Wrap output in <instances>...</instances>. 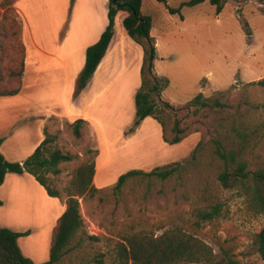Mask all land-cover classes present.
Listing matches in <instances>:
<instances>
[{"label": "rangeland", "instance_id": "rangeland-1", "mask_svg": "<svg viewBox=\"0 0 264 264\" xmlns=\"http://www.w3.org/2000/svg\"><path fill=\"white\" fill-rule=\"evenodd\" d=\"M188 1L142 3L143 13L152 18L151 35L156 41L154 74L169 81L157 99L175 107L165 115L167 136H174L172 128L179 118L187 127L188 137L176 144L167 142L163 126L151 116L131 131L137 119L135 96L142 83V65L140 68V60L134 57L128 59L109 90L91 105L90 113L103 121L107 136L99 138L103 129L97 131L89 122L83 124L80 138L69 121L54 133L58 135L57 145L77 157L62 163V172L51 175L49 181L61 191L62 203L74 169L82 162H96L101 147L107 155L103 170H97L94 176L98 190L80 198L85 229L99 239L86 237L66 264H96L94 257L100 253L105 254L102 264H113L116 241L122 234L145 230L160 235L174 227L210 244L217 254L215 264H229V259L240 264H264L254 243L255 236L264 229V214L250 209L243 188L221 185L218 175L224 170V161L217 155L215 144L219 140L226 148L236 149L248 162L249 171L264 167V0H229L220 14L210 0L195 6L182 5ZM170 8L180 11L173 13ZM8 15L15 26L22 24L17 11H8ZM130 46L127 51L133 55L137 45ZM77 83L74 89L71 87L68 104L82 108L98 94L100 86L98 83L94 88L78 89ZM77 90L83 103L76 101ZM200 93L230 106L206 107L194 115V107L187 106ZM65 98L62 90L58 95L62 106ZM107 138L106 146L98 142ZM174 162L181 165L168 179L135 176L122 189L114 188L120 175L130 170L151 171ZM207 187L224 203V211L216 222L198 225L195 209L211 202L201 198ZM31 192L33 198H25L21 191L16 193L18 207L3 217L39 225L48 212V199L38 189ZM60 211L57 209L52 219ZM47 235L39 239L35 231L20 241L25 254L36 262L49 259Z\"/></svg>", "mask_w": 264, "mask_h": 264}, {"label": "trees", "instance_id": "trees-1", "mask_svg": "<svg viewBox=\"0 0 264 264\" xmlns=\"http://www.w3.org/2000/svg\"><path fill=\"white\" fill-rule=\"evenodd\" d=\"M18 0H0L1 7H9ZM166 1V0H158ZM205 0H190L182 5L195 6ZM229 0H210L220 14ZM143 0H109L108 24L99 40L87 48L86 64L78 79V89H86L99 64L105 57L115 34V19L120 11L127 13L123 19V26L129 36L138 43L144 52L141 68L142 83L136 93L137 119L136 131L141 121L151 116L163 126L164 139L176 144L188 137L187 127L177 118L172 131L174 136L169 138L166 133L167 121L165 115L175 107L168 101L157 97L167 87L169 81L165 77L154 74V59L156 41L151 35L152 18L142 11ZM173 13L180 8H170ZM8 13L0 23V95L18 94L23 86L25 71L26 47L22 39V24L15 26L9 21ZM150 74L152 77H150ZM79 91L75 97L79 96ZM230 104L219 98H204L202 93L193 98L187 107H194V115H198L206 107H228ZM191 113V112H190ZM84 118L68 122L73 127L76 137L82 136ZM129 132H127L128 134ZM58 135L46 132V138L35 151L23 161H9L0 151V186L9 172L32 174L43 185L52 197H61V191L49 183L51 175L62 172L61 164L75 160L72 152L64 151L57 145ZM3 138L0 137V146ZM216 153L224 161V170L218 175L224 188H243L251 210L264 214V167L249 171V164L241 159L240 153L233 148H226L219 140H215ZM198 147L192 152L193 157ZM180 162L157 166L151 171L133 169L120 175L116 190L122 189L125 182L135 176L168 179L179 169ZM96 162H82L75 169L70 185L66 190L65 209L59 216L52 230L49 259L40 263L35 262L23 252L19 239L29 235L30 230L20 232L8 227L0 226V264H66L68 256L83 240H98L99 237L88 234L81 210L80 198L98 190L94 185ZM201 198L211 202L206 206H198L194 211L196 223L216 222L224 211V203L213 195L207 187ZM3 201L0 199V205ZM256 250L264 260V229L254 239ZM116 258L113 264H215L217 254L213 247L195 234L184 231L181 227L165 230L160 235L142 230L122 234L116 241ZM105 254L94 257L96 264L104 262ZM87 264V263H82ZM229 264H240L229 259Z\"/></svg>", "mask_w": 264, "mask_h": 264}, {"label": "crops", "instance_id": "crops-1", "mask_svg": "<svg viewBox=\"0 0 264 264\" xmlns=\"http://www.w3.org/2000/svg\"><path fill=\"white\" fill-rule=\"evenodd\" d=\"M71 1L18 0L7 8L0 6V23L8 11H17L21 15L22 39L26 47L21 91L15 95H0V137L3 138L0 151L9 161L25 160L46 138V132L55 133L56 130L64 129L65 121L84 118L95 130L103 129L102 134L97 132L99 138L107 136L103 121L90 113L91 105L120 77L130 57L140 60V68L143 63V49L127 33L123 26L124 11H120L115 19L114 37L91 81L90 88L99 83L98 94L82 108L69 105L71 87L75 88L86 64L87 48L99 40L109 21V0H74L73 5ZM133 44L137 48L132 55L127 50ZM62 90L66 97L64 106L58 101ZM83 100V96L79 94L76 101L83 103ZM98 142H105L106 146L108 138L106 141L98 139ZM100 149L96 172L103 170L107 159L105 149ZM101 185L103 184H97L98 187ZM34 189L40 190L48 199V212L42 216L39 225L34 221L24 224V219L12 222L3 217L4 213H12L18 207L15 202L16 193L21 191L25 198H33L31 190ZM0 199L3 201L0 205V226H9L10 229L20 232L30 230L29 235L19 239V244L35 231H38L39 239L48 234L50 243L47 250L50 255L52 230L65 209V203L58 197L50 196L45 187L28 172L7 173L0 186ZM57 209L61 211L52 219Z\"/></svg>", "mask_w": 264, "mask_h": 264}]
</instances>
